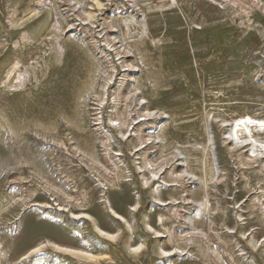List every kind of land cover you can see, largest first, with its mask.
<instances>
[{
    "label": "rangeland",
    "instance_id": "obj_1",
    "mask_svg": "<svg viewBox=\"0 0 264 264\" xmlns=\"http://www.w3.org/2000/svg\"><path fill=\"white\" fill-rule=\"evenodd\" d=\"M243 117L264 0H0V264H264Z\"/></svg>",
    "mask_w": 264,
    "mask_h": 264
},
{
    "label": "bare ground",
    "instance_id": "obj_2",
    "mask_svg": "<svg viewBox=\"0 0 264 264\" xmlns=\"http://www.w3.org/2000/svg\"><path fill=\"white\" fill-rule=\"evenodd\" d=\"M253 124H256L257 127L260 126L261 128H264V119H255L252 117H249L247 120L245 119V117L236 119L235 122L231 126L230 133L233 136V138L236 136L235 137L236 139H237V136L239 137L241 134H246V136L248 135L247 139L249 141V144H251V145L253 143L257 144V142H259V140L256 138L254 139L253 138L254 135L252 134V131H253L252 125ZM252 139H254V140L252 141ZM260 151H261V153L264 154V144H262V149ZM199 221L200 220H197L196 222H199Z\"/></svg>",
    "mask_w": 264,
    "mask_h": 264
}]
</instances>
